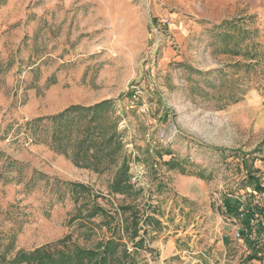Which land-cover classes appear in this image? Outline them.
<instances>
[{"label":"rangeland","instance_id":"rangeland-1","mask_svg":"<svg viewBox=\"0 0 264 264\" xmlns=\"http://www.w3.org/2000/svg\"><path fill=\"white\" fill-rule=\"evenodd\" d=\"M135 88L144 113L128 107ZM102 102L112 103L106 116L117 121L119 161L136 196L111 193L114 170L77 168L27 127ZM6 159L23 169L2 168ZM247 171L264 187V0H0V251L12 236L8 260L65 238L86 248L109 238L102 216L89 217L97 204L118 220L140 264H242L255 250L250 264H264V220L255 216L246 242L223 207L230 198L264 208ZM34 172L47 179L27 188ZM67 183L91 193L77 204L68 194L59 200L52 190Z\"/></svg>","mask_w":264,"mask_h":264},{"label":"trees","instance_id":"trees-1","mask_svg":"<svg viewBox=\"0 0 264 264\" xmlns=\"http://www.w3.org/2000/svg\"><path fill=\"white\" fill-rule=\"evenodd\" d=\"M110 105H112L111 102H102L92 107L71 106L56 115L36 119L27 124V127L34 134L44 132L47 146L52 151L64 155L77 168L90 170L97 175L114 170V176L108 186L111 193L136 196V192H133L129 182L127 161L124 159L119 161L122 145L118 141L116 132L117 121L106 116L107 108ZM154 151L157 152V150ZM164 151L167 155L170 154L167 149ZM220 151L225 152V150ZM157 154L161 156L160 152ZM176 162L175 158H170L166 165L173 168L177 166ZM23 167L24 165L8 159L2 166L4 169H15L17 172H20ZM246 174L247 182L253 186V191L264 193V187H261L258 180L249 174V171ZM37 179L47 178L34 172V176H31L27 181L26 187H32ZM62 186L63 188L56 185L52 193L56 194L59 200L68 194L75 204L91 193L87 186L79 183H67L62 184ZM223 207L225 213L240 221L242 227L239 231V237L250 242L252 220L256 215L264 220V208L257 211L246 202L242 203L230 198L224 199ZM120 210L125 213L131 210V207H122ZM95 215L102 216L101 224L111 230V236L103 239L94 247H81L75 242L70 243L68 238H65L53 246L42 247L32 252H18L12 259L8 260L6 257L13 248L14 242V238L11 236L8 239V244L4 247V251H0V264H140L133 256L134 252L130 253L122 242V236L119 235L118 220L116 221L114 216H110L97 204H92L89 209V217ZM75 219L74 217L71 222ZM131 220L130 238L134 240L138 237L139 231L137 212L133 213ZM147 221H149L148 218H146L145 223H148ZM124 223L125 218L122 216V225ZM125 229L123 225V233L127 232ZM134 247L135 249L142 248L143 241L138 240L134 243ZM257 253V250L252 252L242 264H250L251 261L258 260Z\"/></svg>","mask_w":264,"mask_h":264},{"label":"built area","instance_id":"built-area-1","mask_svg":"<svg viewBox=\"0 0 264 264\" xmlns=\"http://www.w3.org/2000/svg\"><path fill=\"white\" fill-rule=\"evenodd\" d=\"M128 97L130 98V102L128 104V107L130 109H137L140 110L141 112H146L145 109H143L140 106V98L142 97V91L139 88H135L129 95ZM237 236L239 237V233L237 234ZM249 238H251V236H249Z\"/></svg>","mask_w":264,"mask_h":264}]
</instances>
